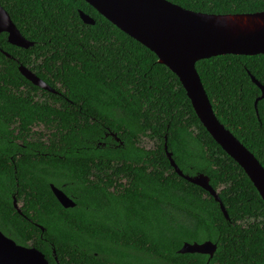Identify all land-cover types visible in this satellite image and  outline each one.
I'll list each match as a JSON object with an SVG mask.
<instances>
[{"label":"trees","instance_id":"1","mask_svg":"<svg viewBox=\"0 0 264 264\" xmlns=\"http://www.w3.org/2000/svg\"><path fill=\"white\" fill-rule=\"evenodd\" d=\"M168 1L205 13L264 11V0ZM0 5L32 42L18 47L0 33L2 233L52 264H264L263 200L151 50L84 0ZM196 70L218 120L264 167V97L255 105L261 90L251 78L264 86V54L217 55ZM164 144L184 174L209 178L228 219L174 171ZM49 184L74 206L64 208ZM206 240L216 244L210 258L178 252Z\"/></svg>","mask_w":264,"mask_h":264},{"label":"water","instance_id":"2","mask_svg":"<svg viewBox=\"0 0 264 264\" xmlns=\"http://www.w3.org/2000/svg\"><path fill=\"white\" fill-rule=\"evenodd\" d=\"M101 16L118 29L151 50L157 61L173 72L183 86L200 123L244 171L264 202V167L259 160L217 118L206 94L196 62L217 55L264 54V11L252 13L215 14L185 9L168 0H84ZM84 23L94 24V19L80 11ZM7 34V41L27 48L32 42L26 40L0 5V33ZM20 73L33 85L54 92L47 83L23 65ZM264 97V86L253 77ZM118 140L117 138H115ZM164 151L174 171L185 180L207 191L219 203L223 215L228 214L217 191L209 184V178L198 173L184 174L164 144ZM58 202L73 207V200L61 189L49 184ZM13 206L20 213L16 199ZM41 230L43 228L39 226ZM216 244L206 240L200 243H184L180 253H201L212 257ZM56 264L57 260L55 257ZM0 264H52L42 252L32 246H24L0 231Z\"/></svg>","mask_w":264,"mask_h":264},{"label":"rangeland","instance_id":"3","mask_svg":"<svg viewBox=\"0 0 264 264\" xmlns=\"http://www.w3.org/2000/svg\"><path fill=\"white\" fill-rule=\"evenodd\" d=\"M37 130H39V128H37ZM143 144L146 146H152V142L147 139H143Z\"/></svg>","mask_w":264,"mask_h":264},{"label":"flooded vegetation","instance_id":"4","mask_svg":"<svg viewBox=\"0 0 264 264\" xmlns=\"http://www.w3.org/2000/svg\"><path fill=\"white\" fill-rule=\"evenodd\" d=\"M14 134L16 135V132H14ZM28 139H29V138H28ZM17 140L19 141V139H16V141H17ZM54 258H55V257H54ZM56 260H57V259H56Z\"/></svg>","mask_w":264,"mask_h":264}]
</instances>
